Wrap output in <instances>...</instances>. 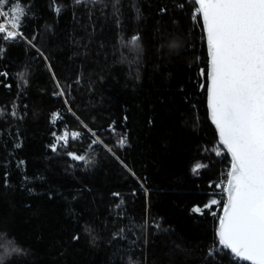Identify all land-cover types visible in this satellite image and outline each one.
<instances>
[{
	"label": "trees",
	"instance_id": "trees-1",
	"mask_svg": "<svg viewBox=\"0 0 264 264\" xmlns=\"http://www.w3.org/2000/svg\"><path fill=\"white\" fill-rule=\"evenodd\" d=\"M19 2L23 37L0 40L2 264H247L218 242L231 159L193 0Z\"/></svg>",
	"mask_w": 264,
	"mask_h": 264
},
{
	"label": "snow or ice",
	"instance_id": "snow-or-ice-1",
	"mask_svg": "<svg viewBox=\"0 0 264 264\" xmlns=\"http://www.w3.org/2000/svg\"><path fill=\"white\" fill-rule=\"evenodd\" d=\"M4 3L7 0H0V4ZM193 4L198 5L193 18L202 17L206 34L210 118L220 145L231 157L227 185L223 188L227 199L223 215L218 218V242L239 261L264 264V0H193ZM29 12L22 4L9 13L0 11L11 22L10 29L0 24V40L11 43L21 39L23 20ZM139 39L133 36L129 43L136 45ZM201 75H205L203 70ZM58 95L63 96L64 92ZM55 117L53 114V123ZM80 136L79 132L71 134L74 140ZM68 137L65 132L56 139L66 145ZM118 143H127L126 133ZM216 154L221 152L217 150ZM69 155L75 160L85 159L82 155ZM200 167L197 164L193 172ZM218 204L213 199L206 207ZM8 254L7 250L0 254V264Z\"/></svg>",
	"mask_w": 264,
	"mask_h": 264
},
{
	"label": "rangeland",
	"instance_id": "rangeland-1",
	"mask_svg": "<svg viewBox=\"0 0 264 264\" xmlns=\"http://www.w3.org/2000/svg\"><path fill=\"white\" fill-rule=\"evenodd\" d=\"M20 5H21L20 2H19V3H16V2H15V3L11 6L9 12H10L13 8H15V7H19ZM22 5H23V4H22ZM24 6H26L28 9H30L29 6H27V5H24ZM0 11L4 12L3 9H2V4H0ZM30 12H31V9H30ZM30 12H29V13H30ZM4 13H5V12H4ZM28 15H29V14H28ZM0 16L5 17V19L7 20V23L9 24V26H7V27L10 29V28H11V22H10L8 16H7V15H0ZM5 23H6V22H5ZM7 23H6V24H7Z\"/></svg>",
	"mask_w": 264,
	"mask_h": 264
},
{
	"label": "water",
	"instance_id": "water-1",
	"mask_svg": "<svg viewBox=\"0 0 264 264\" xmlns=\"http://www.w3.org/2000/svg\"><path fill=\"white\" fill-rule=\"evenodd\" d=\"M197 7H198V5H197ZM201 20H202V17H201ZM203 25V24H202ZM205 41H206V34H205ZM206 48H207V43H206ZM207 54H208V49H207ZM208 62H209V57H208ZM207 108H208V104H207ZM208 116H209V120H210V122H211V124L213 125V127L215 128V125L212 123V121H211V118H210V113H209V109H208ZM215 130H216V128H215ZM216 132H217V130H216ZM217 135H218V132H217ZM218 139H219V137H218ZM221 147L223 148V146L221 145ZM225 152H226V150H225ZM227 153V152H226ZM228 154V153H227ZM229 155V154H228ZM229 157H230V155H229ZM230 159H231V157H230ZM226 185H227V183H226ZM226 199H227V194H226ZM223 215V210H222V213H221V216ZM218 227H219V223H218V226H217V230H218ZM230 251V250H229ZM234 256V255H233ZM242 262H245V261H242ZM245 263H247V264H250V262H245Z\"/></svg>",
	"mask_w": 264,
	"mask_h": 264
},
{
	"label": "built area",
	"instance_id": "built-area-1",
	"mask_svg": "<svg viewBox=\"0 0 264 264\" xmlns=\"http://www.w3.org/2000/svg\"><path fill=\"white\" fill-rule=\"evenodd\" d=\"M192 0H187V2H191ZM3 18V21L0 23V24H4V25H6V26H9V24L7 23V20L5 19V17H2ZM7 24H6V23Z\"/></svg>",
	"mask_w": 264,
	"mask_h": 264
},
{
	"label": "clouds",
	"instance_id": "clouds-1",
	"mask_svg": "<svg viewBox=\"0 0 264 264\" xmlns=\"http://www.w3.org/2000/svg\"><path fill=\"white\" fill-rule=\"evenodd\" d=\"M173 46L175 47L176 45L174 44Z\"/></svg>",
	"mask_w": 264,
	"mask_h": 264
}]
</instances>
